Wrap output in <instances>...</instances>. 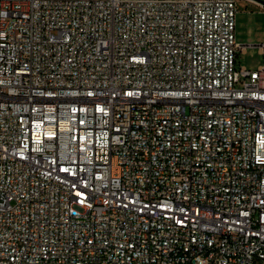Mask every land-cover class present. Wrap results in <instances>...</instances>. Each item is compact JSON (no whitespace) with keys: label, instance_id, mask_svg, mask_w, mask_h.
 Here are the masks:
<instances>
[{"label":"built area","instance_id":"2783aa9c","mask_svg":"<svg viewBox=\"0 0 264 264\" xmlns=\"http://www.w3.org/2000/svg\"><path fill=\"white\" fill-rule=\"evenodd\" d=\"M236 15L0 0V264H264V62Z\"/></svg>","mask_w":264,"mask_h":264},{"label":"rangeland","instance_id":"374dc122","mask_svg":"<svg viewBox=\"0 0 264 264\" xmlns=\"http://www.w3.org/2000/svg\"><path fill=\"white\" fill-rule=\"evenodd\" d=\"M255 1L261 5L252 0H237L236 35L240 43L248 45L239 59L249 69H257L264 62V54L259 47L264 43V0Z\"/></svg>","mask_w":264,"mask_h":264},{"label":"crops","instance_id":"0c3cea01","mask_svg":"<svg viewBox=\"0 0 264 264\" xmlns=\"http://www.w3.org/2000/svg\"><path fill=\"white\" fill-rule=\"evenodd\" d=\"M252 1L256 2L257 4L259 3V4L261 5V3H260V2H257V1H255V0H252Z\"/></svg>","mask_w":264,"mask_h":264},{"label":"trees","instance_id":"16d2710c","mask_svg":"<svg viewBox=\"0 0 264 264\" xmlns=\"http://www.w3.org/2000/svg\"><path fill=\"white\" fill-rule=\"evenodd\" d=\"M263 1V0H262Z\"/></svg>","mask_w":264,"mask_h":264}]
</instances>
